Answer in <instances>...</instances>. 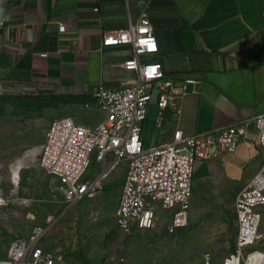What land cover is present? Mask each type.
<instances>
[{"label": "crops", "instance_id": "1", "mask_svg": "<svg viewBox=\"0 0 264 264\" xmlns=\"http://www.w3.org/2000/svg\"><path fill=\"white\" fill-rule=\"evenodd\" d=\"M142 15L152 22L158 51L141 54L139 60L159 61L167 75L193 79L178 100L182 112L177 118L166 109L158 125L157 106L148 103L140 131L144 143L169 140L175 129L193 135L230 124L244 127L234 151L196 159L191 175L188 223L210 218L212 239L230 224L231 251L237 230L235 196L263 160L254 116L264 111V0H0V82L8 90L25 85L31 93L75 97L86 114L81 120L66 115L93 126L104 118L93 90L99 84L123 88L136 76L135 69L125 66L131 46H102V34ZM30 167L41 171L43 186H55L56 180L37 163L23 168ZM18 200L23 206L33 202ZM171 213L157 206L155 224L162 220L168 225ZM137 230L146 229L132 232ZM15 238L0 237V257ZM120 251L128 264L160 262L139 250ZM211 257L216 264L223 259Z\"/></svg>", "mask_w": 264, "mask_h": 264}, {"label": "built area", "instance_id": "2", "mask_svg": "<svg viewBox=\"0 0 264 264\" xmlns=\"http://www.w3.org/2000/svg\"><path fill=\"white\" fill-rule=\"evenodd\" d=\"M118 44L132 48L125 66L135 69L134 80L119 89L99 84L93 90V101L104 112V118L93 126L79 123L70 115L54 118L43 141L33 147L37 149L36 163L56 180L68 208L84 197L97 195L110 170L126 161L114 211L115 226L124 233L151 228L156 207L160 206L172 211L167 231L173 232L188 224L193 162L234 151L244 127L230 124L193 135L175 129L169 140L145 144L140 131L148 103L153 100L157 106L158 125L166 109H171L177 118L182 112L178 100L185 94V83L193 79L167 75L159 61L139 60L141 54L158 51L153 25L146 15L102 34V46ZM27 92L30 90L25 85L8 90L0 82V97ZM254 124L263 160L235 196L234 246L219 264H264V231L260 232L264 218V111L255 114ZM92 163H97L99 170L89 175ZM9 199L0 189V206ZM14 201L24 202L16 198ZM43 234L44 228L35 226L28 235L11 240L0 264H76L69 256L40 245ZM104 264H128L127 256L123 251L111 250ZM199 264L216 263L209 252H204Z\"/></svg>", "mask_w": 264, "mask_h": 264}, {"label": "rangeland", "instance_id": "3", "mask_svg": "<svg viewBox=\"0 0 264 264\" xmlns=\"http://www.w3.org/2000/svg\"><path fill=\"white\" fill-rule=\"evenodd\" d=\"M66 114L81 120L86 110L71 96L37 92L0 97V189L10 196L8 203L0 206L1 238L9 234L26 236L35 226H41L44 234L40 245L69 256L76 264H101L110 250H139L155 261L159 257L160 262L150 260V264H199L204 252L221 259L230 251L232 226L225 224L220 236L212 239L213 225L207 217L201 223L189 222L174 233L167 232V221L162 220L150 229L130 233L117 228L113 215L126 161L110 170L98 195L84 197L68 208L57 184L51 183L49 189L43 186L42 173L37 168L21 169L15 186L11 181L12 162L40 144L49 123ZM98 170L92 163L87 172L91 175ZM18 197L31 198L33 202L20 205L14 201Z\"/></svg>", "mask_w": 264, "mask_h": 264}, {"label": "bare ground", "instance_id": "4", "mask_svg": "<svg viewBox=\"0 0 264 264\" xmlns=\"http://www.w3.org/2000/svg\"><path fill=\"white\" fill-rule=\"evenodd\" d=\"M37 149L31 148L26 150L21 156L17 157L11 166L12 182L18 183L20 179L21 168L29 165L30 163H36Z\"/></svg>", "mask_w": 264, "mask_h": 264}, {"label": "trees", "instance_id": "5", "mask_svg": "<svg viewBox=\"0 0 264 264\" xmlns=\"http://www.w3.org/2000/svg\"><path fill=\"white\" fill-rule=\"evenodd\" d=\"M29 93H31V92H27V93H19V94H29Z\"/></svg>", "mask_w": 264, "mask_h": 264}]
</instances>
